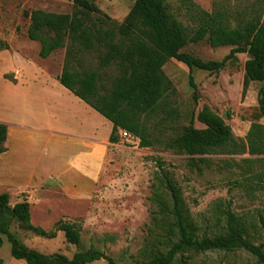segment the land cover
I'll return each instance as SVG.
<instances>
[{
	"label": "trees",
	"instance_id": "1",
	"mask_svg": "<svg viewBox=\"0 0 264 264\" xmlns=\"http://www.w3.org/2000/svg\"><path fill=\"white\" fill-rule=\"evenodd\" d=\"M129 1L132 7L120 24L103 15L94 0H73L70 13L24 11L23 15L29 19L26 37L39 43L38 55L42 59L64 49L57 80L112 124L110 143H117L119 132L126 131L139 140V147L159 144L165 150L189 156L188 166L199 173L211 166L207 156L247 155L240 162L222 160L221 167H236L240 171L241 180H235V185L249 192L264 191V125L259 123L264 119V0H255L245 10L217 8L211 12L197 8L191 0H181L196 21L194 28L184 26L168 12L169 0ZM205 40L212 48L231 49L220 61H204L182 51L189 44ZM8 49L9 44L0 39V52ZM86 54H94L98 69L82 67ZM238 54L247 55L242 97L250 83H262L257 105L245 108L240 115L242 121L251 123L243 139H237L223 118L207 106L193 114L189 124L173 136L162 137L155 126L148 124L152 115L166 105V98L176 93L162 69L167 61L173 59L190 70L218 73L227 63L236 61ZM109 69H114L116 74L108 73ZM189 85L196 100L197 88L191 76ZM194 121L203 127L196 128ZM6 137V126L0 123V154L4 152ZM165 188L172 207L169 211L160 202L161 218L154 217V221L163 230L169 246L147 264H191L187 252L236 250H244L255 256L259 264H264V243L253 245L243 224L232 213L225 214L223 233L199 235L197 225L184 209L179 189L169 179L165 181ZM13 222L46 238H53L61 231L66 242L76 246L80 243V227L62 221L55 223L54 231L35 227L25 199L11 205L9 195L0 193V248L1 236H5L11 246V256L26 264H89L99 259L117 264L92 248L76 252L72 258L37 252L10 231ZM0 264H3L1 259Z\"/></svg>",
	"mask_w": 264,
	"mask_h": 264
},
{
	"label": "rangeland",
	"instance_id": "2",
	"mask_svg": "<svg viewBox=\"0 0 264 264\" xmlns=\"http://www.w3.org/2000/svg\"><path fill=\"white\" fill-rule=\"evenodd\" d=\"M204 11L218 9L245 10L255 0H191ZM103 15L120 24L129 13V0H94ZM73 0H0V39L12 49L21 48L26 53L39 50V43L32 44L26 37L29 19L24 11L43 10L52 13H70ZM167 10L181 24L188 28L196 26L195 19L182 5L181 0H169ZM231 47L212 48L207 41L189 44L182 49L204 61H220ZM94 54L82 59L84 69H98ZM64 49L50 56L53 67L61 68ZM246 54H238L237 60L227 63L220 72L190 70L186 65L170 59L163 66V72L176 90L166 98V105L150 118L148 124L157 128L160 136H173L189 124L193 114L207 106L223 118L237 139H243L250 127L249 121L240 118L243 110L257 105L260 82L249 84L242 97L244 63ZM81 67H78L80 70ZM116 74L114 69L107 71ZM197 88V99H193V88L189 77ZM259 123L264 125V119ZM196 128L203 126L194 121ZM109 157L101 176L100 185L89 200L67 204L60 189L54 187L52 194L41 203L40 197L30 207L31 224L45 231H54L55 223L62 221L80 227L78 246L68 244L61 231L53 238L41 237L23 229L18 223L10 225V231L28 248L43 254H62L68 258L79 251L95 249L112 258L117 264H147L151 258L162 252L166 244L165 234L155 224L154 217H160L159 203L164 202L170 211L172 201L165 188L169 179L179 189L184 209L198 227V234L215 235L224 232L225 214L232 213L242 224L248 240L253 245L264 243V191L249 192L234 184L241 180L236 167L226 169L222 160L240 162L244 156H207L211 166L197 172L188 166L190 158L165 150L159 144L139 147V140L128 141L119 133L118 142L109 146ZM1 193V191H0ZM48 203L50 210L44 207ZM172 220V216L170 215ZM0 259L3 264H26L14 259L10 243L1 236ZM175 240V237H173ZM191 264H259L257 258L244 250L232 252L212 251L205 253L187 252ZM89 264H107L99 259Z\"/></svg>",
	"mask_w": 264,
	"mask_h": 264
},
{
	"label": "crops",
	"instance_id": "3",
	"mask_svg": "<svg viewBox=\"0 0 264 264\" xmlns=\"http://www.w3.org/2000/svg\"><path fill=\"white\" fill-rule=\"evenodd\" d=\"M38 52L10 45L0 52V123L7 129L0 191L11 205L25 199L32 207L57 187L67 204H77L100 185L115 144L109 142L112 124L62 86V67Z\"/></svg>",
	"mask_w": 264,
	"mask_h": 264
},
{
	"label": "built area",
	"instance_id": "4",
	"mask_svg": "<svg viewBox=\"0 0 264 264\" xmlns=\"http://www.w3.org/2000/svg\"><path fill=\"white\" fill-rule=\"evenodd\" d=\"M121 137H123L124 139L128 140V141H135V139H137L136 137H134L133 135H131L130 133L126 132V131H120L119 132Z\"/></svg>",
	"mask_w": 264,
	"mask_h": 264
}]
</instances>
